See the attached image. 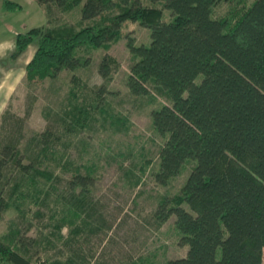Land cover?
<instances>
[{"label":"trees","instance_id":"1","mask_svg":"<svg viewBox=\"0 0 264 264\" xmlns=\"http://www.w3.org/2000/svg\"><path fill=\"white\" fill-rule=\"evenodd\" d=\"M35 1L78 12L79 21L16 37L12 60L37 44L26 68L30 87L67 74L69 88L46 132L25 147L10 139L0 148V216L17 214L0 237V263L91 264L90 238L116 228L94 200L92 171L83 174L56 146L69 149L71 136L91 128L94 113L118 123L106 102L119 70L109 52L126 41L134 59L130 93L150 96L156 87L169 100L152 112L153 127L165 138L155 182L167 186L187 162H196L179 194L165 198L155 213L159 224L176 216L180 245L189 249L166 264H264V0L238 3L218 19L214 7L230 0ZM3 5L7 12L22 9L10 0ZM136 23L149 30V45L132 37ZM95 51L103 53L97 72L104 83L86 107L90 86L83 73L95 66ZM53 162L75 170L72 177L62 179ZM33 207L50 231L28 238L23 228H32ZM41 247L57 258L35 260Z\"/></svg>","mask_w":264,"mask_h":264},{"label":"rangeland","instance_id":"2","mask_svg":"<svg viewBox=\"0 0 264 264\" xmlns=\"http://www.w3.org/2000/svg\"><path fill=\"white\" fill-rule=\"evenodd\" d=\"M5 1L0 0V148L10 139H18L22 148L33 136L46 132L52 120L58 118L65 106L69 77L64 74L57 80L30 87L26 81V68L36 53L37 44L31 45L17 60H12L16 37L47 24L53 27L75 25L79 14L55 5L41 7L35 0H10L22 9L7 12L3 5ZM253 1L221 2L214 7L212 17L222 18L238 3L249 6ZM130 30L137 45L150 44L147 28L136 23L130 25ZM109 54L118 62L119 70L106 88V102L110 104L111 116L118 123L113 126L108 118H103V114L94 113L91 128L81 135L71 136L69 149L58 142L56 146L57 151L67 150L63 153L72 158L74 167H83V174L92 171L96 179L92 191L94 200L101 203L103 216L116 225L105 238L91 237L85 251L94 253L91 264H166L172 259L185 258L189 249L180 245L176 216L165 224H159L155 213L165 198L179 194L196 162H187L181 174L167 186L155 182L154 173L158 170L165 138L155 131L152 112L168 104L169 100L156 87L150 96L130 93L127 79L134 59L126 41L114 45ZM102 55V51H95V66L83 73L90 86V93L82 101L86 107L98 97L95 91L104 83L97 72ZM51 166L65 180L71 178L75 171L64 170L55 162ZM35 212L33 207L30 231L26 233L27 226L23 228L28 238H37L41 232L50 231L44 228L48 220L35 218ZM16 218L17 214L12 212L0 216V237L7 235L10 221ZM67 234L68 231L64 230V235ZM41 248L35 260L57 258L55 251ZM220 256L219 252L218 258Z\"/></svg>","mask_w":264,"mask_h":264}]
</instances>
